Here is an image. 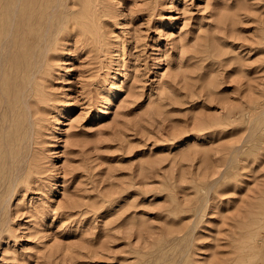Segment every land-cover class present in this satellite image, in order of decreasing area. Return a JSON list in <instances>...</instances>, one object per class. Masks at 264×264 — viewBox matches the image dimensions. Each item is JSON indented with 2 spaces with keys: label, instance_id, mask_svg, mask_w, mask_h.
Instances as JSON below:
<instances>
[{
  "label": "rangeland",
  "instance_id": "374dc122",
  "mask_svg": "<svg viewBox=\"0 0 264 264\" xmlns=\"http://www.w3.org/2000/svg\"><path fill=\"white\" fill-rule=\"evenodd\" d=\"M39 8L4 44L0 264H264V0Z\"/></svg>",
  "mask_w": 264,
  "mask_h": 264
},
{
  "label": "bare ground",
  "instance_id": "6f19581e",
  "mask_svg": "<svg viewBox=\"0 0 264 264\" xmlns=\"http://www.w3.org/2000/svg\"><path fill=\"white\" fill-rule=\"evenodd\" d=\"M45 2V0H0V135L2 134V127L9 126V122L7 119L13 117L15 112H13L12 108V102L9 101V96L11 91L14 89V86L12 87L8 83H6V66L9 63V54L7 51H5L4 45L6 43V40L9 42L11 41V34L13 31H18L21 27L22 22H27V29L30 30L33 25L37 24L40 21V24L43 22L45 23L44 32L49 28L47 23V18L50 20L49 17L43 18V9L39 8V5H41L42 2ZM53 1V0H52ZM57 1V0H56ZM59 1V0H58ZM58 4V2H57ZM57 7V5H55ZM58 8V7H57ZM64 9V8H63ZM58 11V9H56ZM65 12V11H63ZM30 22V23H28ZM42 26V27H44ZM61 28V26H60ZM42 33V34H43ZM30 34V33H28ZM37 35V34H36ZM44 35V34H43ZM41 35V36H43ZM49 37V36H48ZM56 37V36H55ZM8 38V39H7ZM15 38V37H14ZM30 38V37H29ZM41 38V37H39ZM44 40V39H43ZM50 40V39H49ZM18 42V41H17ZM13 43V42H12ZM10 43V44H12ZM16 43V42H15ZM33 43V42H32ZM8 44V45H10ZM9 48V46H8ZM7 48V49H8ZM6 49V50H7ZM18 49V48H17ZM29 52V51H28ZM44 52V51H43ZM6 53L7 57L6 59H2V55ZM22 54V53H21ZM25 56V55H24ZM28 56V55H27ZM12 58V57H10ZM22 58V56H21ZM14 59V58H13ZM32 60V59H31ZM8 62V63H7ZM12 62V60H10ZM32 62V61H31ZM13 63V62H12ZM35 66V65H34ZM17 67V66H16ZM23 67V66H22ZM20 68V67H19ZM21 69V68H20ZM23 69V68H22ZM25 69V68H24ZM38 69V68H37ZM21 72V71H20ZM18 74V73H17ZM21 74V73H20ZM35 74V73H34ZM8 75V74H7ZM25 75V74H24ZM22 78V76H21ZM20 78V79H21ZM31 79V77L29 78ZM34 79V78H33ZM8 80V79H7ZM12 80V79H10ZM33 81V80H32ZM14 83V82H13ZM16 83V81H15ZM16 86V85H15ZM28 87V86H27ZM18 94V89L16 88V91L12 93L14 97H16ZM32 94V93H31ZM11 95V96H12ZM22 96V95H21ZM5 99V100H4ZM20 99V98H18ZM28 96H26L23 100V103L20 105L22 109L26 110L27 113H30V104L31 102L27 103ZM33 101V100H31ZM35 102V101H34ZM33 102V103H34ZM19 103V102H18ZM32 103V104H33ZM36 103V102H35ZM35 105V104H34ZM33 105V106H34ZM19 107V106H17ZM33 111V110H32ZM22 113V111H20ZM30 124V122H29ZM7 125V126H6ZM31 125V124H30ZM5 129V128H4ZM9 133V131H8ZM5 135V134H4ZM18 135V134H17ZM16 138V137H14ZM13 139V136H12ZM5 141V140H4ZM8 142V141H7ZM7 142L5 143L7 145ZM23 142V141H22ZM9 143V142H8ZM8 146V145H7ZM2 147V146H1ZM13 148V147H12ZM16 149V148H15ZM13 154V153H12ZM10 154V155H12ZM17 154V153H16ZM14 156V155H13ZM5 158V157H4ZM24 158V157H23ZM2 160V159H1ZM28 160V159H27ZM4 161V159H3ZM18 161V160H17ZM23 161V160H22ZM5 165V164H4ZM26 165V164H25ZM27 166V165H26ZM19 168V167H18ZM7 171V170H5ZM19 171V170H18ZM1 174V173H0ZM8 174V173H7ZM2 176V175H1ZM6 176V175H5ZM4 177V174H3ZM7 181V180H6ZM16 181V179H15ZM4 182V181H3ZM3 184V183H2ZM15 184V183H13ZM1 185V183H0ZM13 186V185H12ZM13 190V188H12ZM1 212V211H0Z\"/></svg>",
  "mask_w": 264,
  "mask_h": 264
}]
</instances>
